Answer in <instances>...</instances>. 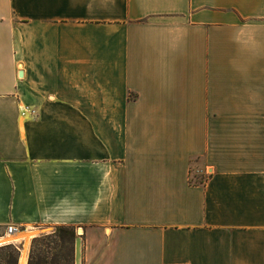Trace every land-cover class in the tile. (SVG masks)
<instances>
[{
	"label": "crops",
	"instance_id": "1",
	"mask_svg": "<svg viewBox=\"0 0 264 264\" xmlns=\"http://www.w3.org/2000/svg\"><path fill=\"white\" fill-rule=\"evenodd\" d=\"M62 225L74 264H264V0H0V240Z\"/></svg>",
	"mask_w": 264,
	"mask_h": 264
},
{
	"label": "trees",
	"instance_id": "2",
	"mask_svg": "<svg viewBox=\"0 0 264 264\" xmlns=\"http://www.w3.org/2000/svg\"><path fill=\"white\" fill-rule=\"evenodd\" d=\"M76 227L62 225L52 234L32 239L28 264H74ZM19 248L14 244L0 246L3 264H18Z\"/></svg>",
	"mask_w": 264,
	"mask_h": 264
},
{
	"label": "bare ground",
	"instance_id": "3",
	"mask_svg": "<svg viewBox=\"0 0 264 264\" xmlns=\"http://www.w3.org/2000/svg\"><path fill=\"white\" fill-rule=\"evenodd\" d=\"M20 237V236H19ZM22 237V236H21ZM25 238V237H24ZM9 240H11L10 242H12L13 240H15V239H11V237L10 238H8V239H6V240H0V245H2V244H4L5 242H9ZM25 261H26V259H25V254L23 253L22 254V257H21V263L20 264H25Z\"/></svg>",
	"mask_w": 264,
	"mask_h": 264
},
{
	"label": "rangeland",
	"instance_id": "4",
	"mask_svg": "<svg viewBox=\"0 0 264 264\" xmlns=\"http://www.w3.org/2000/svg\"><path fill=\"white\" fill-rule=\"evenodd\" d=\"M192 179H193V181H195L196 180V178H194V177H192ZM197 180H199V179H197ZM76 235L77 234H81L82 233V230L81 229H79V228H76ZM11 239H13V238H11ZM9 241H11V240H9ZM3 245H6V244H2V245H0V246H3ZM0 264H3V261H2V259H1V257H0Z\"/></svg>",
	"mask_w": 264,
	"mask_h": 264
},
{
	"label": "built area",
	"instance_id": "5",
	"mask_svg": "<svg viewBox=\"0 0 264 264\" xmlns=\"http://www.w3.org/2000/svg\"><path fill=\"white\" fill-rule=\"evenodd\" d=\"M15 229H16V227L14 225H10L7 230L9 233H12V231H14Z\"/></svg>",
	"mask_w": 264,
	"mask_h": 264
}]
</instances>
